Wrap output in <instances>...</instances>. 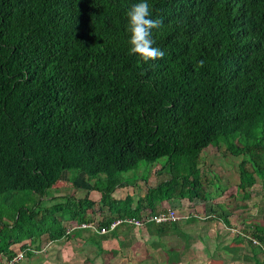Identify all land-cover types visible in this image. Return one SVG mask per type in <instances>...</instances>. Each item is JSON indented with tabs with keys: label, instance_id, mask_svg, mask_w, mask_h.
Returning <instances> with one entry per match:
<instances>
[{
	"label": "trees",
	"instance_id": "trees-1",
	"mask_svg": "<svg viewBox=\"0 0 264 264\" xmlns=\"http://www.w3.org/2000/svg\"><path fill=\"white\" fill-rule=\"evenodd\" d=\"M139 2L0 0V260L27 240L70 239V223L94 220L96 205L108 227L163 202L194 203L211 146L246 157L243 202L258 184L264 192V167L247 157L258 151L264 163V0H147L164 52L148 63L129 55L126 13ZM163 158L169 178L137 205L113 197L124 174ZM65 172L92 185L84 198L51 196ZM48 199L57 203L40 208ZM255 228L260 246L248 242L262 254L264 218Z\"/></svg>",
	"mask_w": 264,
	"mask_h": 264
},
{
	"label": "crops",
	"instance_id": "crops-1",
	"mask_svg": "<svg viewBox=\"0 0 264 264\" xmlns=\"http://www.w3.org/2000/svg\"><path fill=\"white\" fill-rule=\"evenodd\" d=\"M218 204L211 206L209 218L193 221L192 218L187 219L179 223L175 229L161 234L156 227L143 229L121 227L107 236L84 230L73 232L68 240L63 238L48 241L47 244L42 241L48 240L45 236L41 240L43 246L45 245L44 247L40 245L42 250H37V246L27 242L17 244L12 249L26 244L31 245L27 248L30 251L25 255L24 262L20 264H183L185 259L190 260L192 264H214L219 259L223 264H245L242 253L230 254L228 248L231 239L227 237L226 229L232 228V219L229 218L228 226L223 215L232 214L236 208L235 203L230 205L229 200H224ZM188 206L186 201L174 199L157 206L156 212L176 207L187 209ZM189 211L194 212L191 209ZM146 212L149 213L150 210H145L144 214H147ZM184 216L188 217L191 214ZM195 217L198 218L197 215L193 218ZM94 220H98L100 224L104 217L97 215ZM236 238L241 237L238 234ZM252 249L255 254L257 252L260 254L257 249L253 247ZM188 254L191 255L190 258L187 257ZM217 254L219 258L216 260L213 256ZM5 259L6 257L2 256L0 264H6Z\"/></svg>",
	"mask_w": 264,
	"mask_h": 264
},
{
	"label": "rangeland",
	"instance_id": "rangeland-1",
	"mask_svg": "<svg viewBox=\"0 0 264 264\" xmlns=\"http://www.w3.org/2000/svg\"><path fill=\"white\" fill-rule=\"evenodd\" d=\"M257 154L258 151L254 150L250 156L247 157L253 159L260 168H263L264 163L258 160ZM245 159L246 157L244 158V156L234 157L232 155L225 158L223 156V150L215 146H211L206 149L203 152L201 159V168L204 171L202 181H197V184L199 185V199L195 200L193 204L186 201V203L189 204L187 207L188 210L184 207H176L173 209H177L181 216L188 215L189 213L192 215L194 213V215L203 218L199 220H204L205 218H209L211 206H218V203H221L224 200H229L230 205L235 203L236 208H234L235 210L232 212L234 216L231 217L232 228H227V234L225 233L227 237H230L231 239V242L228 245L229 253L235 255L242 253V257L245 259V264H255V260L252 258L255 252H253L248 239H252L256 226H261V228L263 227L264 192L261 184H258L254 190L251 191L253 196L250 199L245 200V202L242 200V194L237 192V182L239 180L238 166ZM167 162L168 158H163L158 163L153 165L142 162L138 169L132 170L123 175L128 187L118 189L113 194V197L117 200H121L131 195L133 196L134 206L137 205L140 197H144L150 187H154L169 178L167 177L169 176L167 171L164 172V174L159 173L162 166L167 164ZM71 174L76 178L75 173ZM71 178L72 176L65 172L61 183L52 192L51 196L56 197L57 200H62L65 197L68 198L71 196L78 197L79 199L84 198L87 195V192L92 188V185L88 183L87 179L84 177L80 176L76 180L74 178L73 183L70 181ZM99 194L100 193L97 192H91L89 194V198L97 200L100 198ZM50 200L51 199L45 201L40 208H46L48 206L51 207V205L57 203V200L54 202H51ZM245 205L247 206L244 207ZM190 209L194 210V212L191 213L189 211ZM95 210L97 211L96 217L97 215H100L101 218L105 216V213H102L97 205L95 206ZM237 233L241 238H236L238 235ZM42 241L44 244H47L48 242L46 239H43ZM24 242L31 243L34 246H45H43L42 242L40 243V240H37L35 243L30 240ZM21 247L12 249V246L11 250L18 251ZM167 247L170 248L171 246ZM182 252L183 250L180 251V253ZM10 253L12 254V251ZM190 256V254L187 255L188 258H190ZM213 258H219V255H214ZM258 258L261 261H264V253L260 254ZM219 260L214 264H223L219 262ZM22 262H24V260ZM183 262V264H192L188 259H185Z\"/></svg>",
	"mask_w": 264,
	"mask_h": 264
},
{
	"label": "built area",
	"instance_id": "built-area-1",
	"mask_svg": "<svg viewBox=\"0 0 264 264\" xmlns=\"http://www.w3.org/2000/svg\"><path fill=\"white\" fill-rule=\"evenodd\" d=\"M144 216V215H143ZM198 217V216H197ZM193 216H181L177 210L168 209L156 213H147L146 216L141 218H118L115 219L108 227L99 225L98 220H90L86 223L71 222V227L67 230V235H71L76 231L90 230L100 236H106L116 232L121 227L132 229H143L148 225H165L183 222L191 219ZM253 245L260 246L257 240L251 239ZM30 249H24L22 246L18 251L12 250L11 257H6V264H20L26 258V254Z\"/></svg>",
	"mask_w": 264,
	"mask_h": 264
},
{
	"label": "clouds",
	"instance_id": "clouds-1",
	"mask_svg": "<svg viewBox=\"0 0 264 264\" xmlns=\"http://www.w3.org/2000/svg\"><path fill=\"white\" fill-rule=\"evenodd\" d=\"M126 15L128 17L127 29L130 33L129 55L137 56L144 63L162 59L164 52L153 46L152 39V30L160 28L162 21L152 18V10L147 0L134 4ZM200 64L203 66V61Z\"/></svg>",
	"mask_w": 264,
	"mask_h": 264
}]
</instances>
